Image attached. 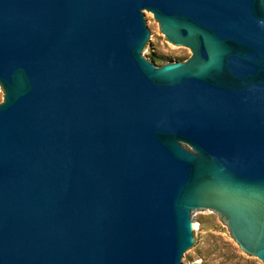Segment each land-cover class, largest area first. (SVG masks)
Returning <instances> with one entry per match:
<instances>
[{"label": "water", "instance_id": "obj_1", "mask_svg": "<svg viewBox=\"0 0 264 264\" xmlns=\"http://www.w3.org/2000/svg\"><path fill=\"white\" fill-rule=\"evenodd\" d=\"M210 212L264 263V0H0V264H190Z\"/></svg>", "mask_w": 264, "mask_h": 264}, {"label": "rangeland", "instance_id": "obj_2", "mask_svg": "<svg viewBox=\"0 0 264 264\" xmlns=\"http://www.w3.org/2000/svg\"><path fill=\"white\" fill-rule=\"evenodd\" d=\"M153 21L160 51L165 56V63L191 57L192 53L179 50L168 42L160 31V25ZM202 222L197 239L202 247L189 256L191 262L203 264H264L259 259H251L234 241L227 225L212 212L200 217Z\"/></svg>", "mask_w": 264, "mask_h": 264}]
</instances>
